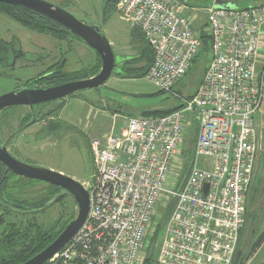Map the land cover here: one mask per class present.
<instances>
[{
	"label": "built area",
	"instance_id": "built-area-1",
	"mask_svg": "<svg viewBox=\"0 0 264 264\" xmlns=\"http://www.w3.org/2000/svg\"><path fill=\"white\" fill-rule=\"evenodd\" d=\"M120 18L153 54L145 79L180 103L163 116H131L89 141L94 175L88 217L48 264H139L158 207H174L155 264H233L257 161L254 118L264 100L256 75L264 4L206 9L211 58L190 96L174 89L201 47L195 14L178 0H118ZM196 124L182 182L175 160ZM171 183V184H170ZM204 185L207 192L204 194Z\"/></svg>",
	"mask_w": 264,
	"mask_h": 264
},
{
	"label": "rangeland",
	"instance_id": "rangeland-1",
	"mask_svg": "<svg viewBox=\"0 0 264 264\" xmlns=\"http://www.w3.org/2000/svg\"><path fill=\"white\" fill-rule=\"evenodd\" d=\"M43 1L65 9L84 24L97 25L113 50L116 66L110 78L102 86L36 109V114L43 120L15 136L9 144L8 151L22 163L60 173L87 186L93 182L94 175L89 141L110 131L111 122L106 118L109 116L108 113L123 114L125 117L148 115L174 108L180 101L170 94L159 92L145 79V76L129 80H120L116 77V73L120 72L122 59L119 53L127 50V40L132 31V27L120 19L116 4L114 11L110 10L105 17L103 13L105 3L110 0ZM257 2L258 0H239L238 8L244 6L248 8ZM204 16L205 13L201 11L199 18L196 15L199 21L193 23L194 28L199 29L201 33L204 32L201 28L205 23ZM1 41L3 43L0 47V96L17 88L44 87L43 83H35L34 80L56 70L55 68L59 66H62V72H80L81 75L86 76L98 73L100 69V62L95 53L74 38L66 36L62 41H57L51 36L41 35L20 26L0 12ZM207 58L209 59V56L205 55L199 60L196 58V63L176 85L174 90L182 97L191 95L198 88L208 65ZM45 113H54V115L44 116ZM28 114V109L23 107H13L2 112L0 139L4 140L19 129L23 124L19 120L23 117L29 118ZM48 125L53 128L52 131L47 129ZM196 128L195 124L190 131L187 145L175 160L177 168L182 167L178 182H182L186 177ZM260 144L254 176L245 204L246 221L239 241L240 258L238 259L243 264H264V239L254 254H251L252 248L264 235V146L262 142ZM12 180L15 183L11 181L7 191V196L12 200L31 202L46 196L49 192V185L42 182H24L15 178ZM167 204L165 209L160 206L157 209V235L142 254L139 264H143L152 256L155 259L158 253L163 229L174 207V200H170ZM2 213L0 211V214ZM75 213V205L68 198L34 215L6 213L5 223L0 225V239L8 221L15 223L22 230L35 222L44 228H52L55 235L63 229L71 217H75Z\"/></svg>",
	"mask_w": 264,
	"mask_h": 264
},
{
	"label": "water",
	"instance_id": "water-1",
	"mask_svg": "<svg viewBox=\"0 0 264 264\" xmlns=\"http://www.w3.org/2000/svg\"><path fill=\"white\" fill-rule=\"evenodd\" d=\"M178 1L184 6L188 4L193 6L189 0ZM0 4L22 9L61 27L78 42L91 49L100 61L98 73L90 78L52 87H22L0 96V114L13 107H27L34 114L35 108L38 106L54 103L86 90L96 89L110 78L115 68V56L97 25L94 23L84 24L65 9L43 0H0ZM211 7L225 11L239 9L237 0H214L209 8ZM35 121L33 118L27 126L15 132L5 143H0V164L7 172L18 178L42 182L59 189L58 193L54 194L41 209L35 212L46 211L61 200L68 198L74 203L76 213L51 244L22 264H48L75 237L84 225L90 209L89 188H85L79 182L60 173L22 163L9 153L7 147L9 142L27 127L33 125ZM206 192L207 185H204V194Z\"/></svg>",
	"mask_w": 264,
	"mask_h": 264
},
{
	"label": "trees",
	"instance_id": "trees-1",
	"mask_svg": "<svg viewBox=\"0 0 264 264\" xmlns=\"http://www.w3.org/2000/svg\"><path fill=\"white\" fill-rule=\"evenodd\" d=\"M117 1L118 0H110L105 3L104 12H103L105 14V17H107L106 15L109 13L110 10L114 11V6L117 3ZM189 1L193 4V6L188 4L186 5V7L188 8L207 9L213 4L214 0H196V1L189 0ZM197 1H200V2L198 3ZM0 12L3 15H6L7 17L15 21L16 23H18L20 26L28 30L37 32L41 35L51 36L53 39L57 41H62V39L65 38L66 36L72 37L61 27L39 16L26 12L22 9L0 4ZM132 29H133L132 34L134 36L138 35L143 38V36L140 34V32L137 29L135 28H132ZM2 43L3 42L1 41L0 47ZM209 49H210L209 37L206 35L201 36V47H200V50L196 58L199 60L200 58H202V55L208 56ZM144 53L146 56V60H145L146 64L144 68L131 69L130 67H132V64L135 62V60H131V61L124 63V65L128 64V66H125L123 70H121V72L117 75H119V77L121 78H133V79H140L144 77L148 68L150 67L153 61V54L151 50L149 49V47L147 46V44H146ZM196 58L193 60L192 65L196 63L195 62ZM55 69L58 70V72H53V71L47 72L46 74H43L39 76L38 78H36L34 82L43 83L45 85L44 87H52V86L64 84L67 82L87 79L97 74L95 73L93 75L86 76L85 74L81 75L80 72L79 73H65V72H62V66H59ZM37 87H41V86H37ZM173 110L174 109L167 110V111L154 112V113H150L144 116H163V115H167L171 113ZM35 115L36 114H33V118ZM49 115H54V113L44 114V116H49ZM41 119L43 118L40 117L39 119L35 121V123ZM47 129L48 130L51 129V131L53 130V128L49 125L47 126ZM12 178H15V179H18L19 181H24V182H33V181L18 178L10 174L0 164V211L3 212L2 214H0V225L5 223L4 218L7 215L6 213L14 212L20 215L38 214L35 211L41 209L45 205V203L59 190L56 187L49 186L48 194L44 197L39 198L38 200L31 201V202L29 201L25 202L24 200H12L7 196V191L9 189V186L14 181L12 180ZM247 218H248V215H247ZM72 219L73 217H71V219L65 224V226ZM65 226L63 227V229L65 228ZM63 229H61L57 234L54 235L52 232V228H44L40 224H36L35 222L31 226H26V228L22 230L18 228L15 223L8 221L6 224L5 230H4V234L2 238L0 239V264H22L28 261L35 255L40 253L42 250H44L49 244H51ZM241 232L242 230L239 233V241H240ZM263 239H264V235L262 236L261 240L258 243H256V245L252 248L251 254H254V252L260 247L261 241ZM238 249H239V242H238L236 256H235L233 264H238V263L243 264V262H239L238 257L240 258V252H238ZM143 264H155L154 257L152 256V258L151 257L147 258Z\"/></svg>",
	"mask_w": 264,
	"mask_h": 264
},
{
	"label": "crops",
	"instance_id": "crops-1",
	"mask_svg": "<svg viewBox=\"0 0 264 264\" xmlns=\"http://www.w3.org/2000/svg\"><path fill=\"white\" fill-rule=\"evenodd\" d=\"M263 2H264V0H258L257 3L252 4L251 6L261 5V4H263ZM238 4H239V0H237V5ZM186 8H187V10L185 12L186 15H191V14H194L193 12H195L196 13L195 15H197L198 18H199L200 14H201V11H203L205 13V16H204L205 23L203 24V26H201V28L203 29L204 27H206V23H207L206 9H197V8L193 9V8H188V7H186ZM245 8L246 7L244 6V7H241L239 9H245ZM198 18L195 19V22L199 21ZM193 28H194V25H193ZM131 30H133V29H131ZM194 30L198 31L199 29L194 28ZM112 45H113V43H112ZM145 48H146V44H145L143 38L141 36H138V35L134 36L132 34V31H131L130 36H129L128 40H127V50H125L124 52L119 53L120 57L122 58L121 59V65H120V72H121V70H123V68L125 66H128V64L124 65V63H126L128 61H131V60H135V62L132 64V67H130L131 69H133V68H135V69L144 68L145 64H146V61H145L146 60V56H145V53H144L145 52ZM259 48H260V51H259L258 59H257V62H256L255 71H256V75H257L258 79L260 81H262L263 85H264V29L262 30L261 35H260ZM208 56H209V59L207 58V62L209 64V61H210V58H211L210 49H209ZM206 64H204V66ZM115 66H116V62H115ZM120 72L116 73V77L119 78L120 80L133 79V78H121V77H119V75H117V74H119ZM203 74H202V76H203ZM201 80H202V77L200 79V82H201ZM187 96H190V95H187ZM174 108L166 109L164 111L172 110ZM102 114H107V113H102ZM108 115L111 116L110 119H109V116L106 117L111 122L110 129L111 128H113V129L117 128L116 131L119 132L125 125V118H128V117H125L123 114H117V113H111V114L108 113ZM254 125H255V128H256L257 145H258V148H259V145H261L260 144L261 142H262V145L264 146V100H263V104H262L259 112L256 114V116L254 118Z\"/></svg>",
	"mask_w": 264,
	"mask_h": 264
},
{
	"label": "flooded vegetation",
	"instance_id": "flooded-vegetation-1",
	"mask_svg": "<svg viewBox=\"0 0 264 264\" xmlns=\"http://www.w3.org/2000/svg\"><path fill=\"white\" fill-rule=\"evenodd\" d=\"M53 72H58V70H54ZM18 89V88H17ZM61 101V100H60ZM58 102V101H57ZM55 103V102H54ZM51 104V103H50ZM43 106V105H42ZM23 108H27V107H23ZM40 108V106H38V108L36 107L35 108V113L34 114H36V109H39ZM28 109V108H27ZM5 111V110H4ZM3 111V112H4ZM28 111H29V114H28V116H29V118H26V117H23L21 120H19V121H22V125L20 126V128L19 129H16L14 132H12V134L10 135V136H8V137H6V138H4V140H1L0 139V143L1 144H3V143H5L15 132H17L18 130H20L21 128H23V127H25V126H27L31 121H32V119H33V114H32V112L28 109ZM41 117V116H40ZM39 117V115H35L34 116V118H35V120H37V119H39L40 118ZM25 119H27V120H25ZM43 119H41V120H39V121H37L36 123H34L33 125H36V124H38L39 122H41ZM28 128V127H27ZM15 138V137H14ZM13 138V139H14ZM12 139V140H13ZM12 140L9 142V144L12 142ZM9 144H8V146L7 147H9ZM58 192H59V190H58ZM58 192H56V193H58Z\"/></svg>",
	"mask_w": 264,
	"mask_h": 264
}]
</instances>
